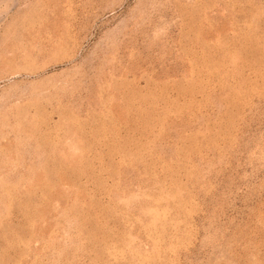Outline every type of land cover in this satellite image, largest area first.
Listing matches in <instances>:
<instances>
[{
	"label": "rangeland",
	"instance_id": "374dc122",
	"mask_svg": "<svg viewBox=\"0 0 264 264\" xmlns=\"http://www.w3.org/2000/svg\"><path fill=\"white\" fill-rule=\"evenodd\" d=\"M0 264H264V0H0Z\"/></svg>",
	"mask_w": 264,
	"mask_h": 264
}]
</instances>
